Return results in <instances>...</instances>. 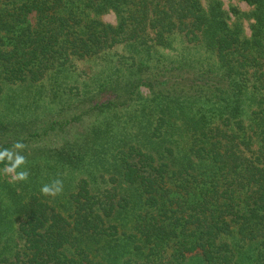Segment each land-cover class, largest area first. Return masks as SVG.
I'll return each instance as SVG.
<instances>
[{
    "label": "trees",
    "instance_id": "trees-1",
    "mask_svg": "<svg viewBox=\"0 0 264 264\" xmlns=\"http://www.w3.org/2000/svg\"><path fill=\"white\" fill-rule=\"evenodd\" d=\"M240 1L0 0V148L30 172H0V264H264V0Z\"/></svg>",
    "mask_w": 264,
    "mask_h": 264
},
{
    "label": "clouds",
    "instance_id": "clouds-1",
    "mask_svg": "<svg viewBox=\"0 0 264 264\" xmlns=\"http://www.w3.org/2000/svg\"><path fill=\"white\" fill-rule=\"evenodd\" d=\"M28 145L22 141L15 142L11 148H0V164L4 165L0 172L10 176L13 181H27L30 172L24 167L27 158L24 155ZM63 191V181L59 178L45 183L40 192L44 196L56 197Z\"/></svg>",
    "mask_w": 264,
    "mask_h": 264
},
{
    "label": "rangeland",
    "instance_id": "rangeland-1",
    "mask_svg": "<svg viewBox=\"0 0 264 264\" xmlns=\"http://www.w3.org/2000/svg\"><path fill=\"white\" fill-rule=\"evenodd\" d=\"M223 1V6L227 9L229 7V5L231 4H237L239 5L240 8L246 10L248 9L247 5L240 1V0H222ZM103 19L106 21V22H109V23H115V16L113 13H108V14H105Z\"/></svg>",
    "mask_w": 264,
    "mask_h": 264
}]
</instances>
